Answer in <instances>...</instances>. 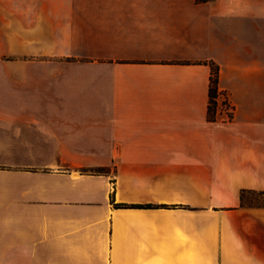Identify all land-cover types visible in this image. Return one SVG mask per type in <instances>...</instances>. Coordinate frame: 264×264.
<instances>
[{
	"label": "crops",
	"instance_id": "obj_1",
	"mask_svg": "<svg viewBox=\"0 0 264 264\" xmlns=\"http://www.w3.org/2000/svg\"><path fill=\"white\" fill-rule=\"evenodd\" d=\"M259 193L264 0H0V264H264Z\"/></svg>",
	"mask_w": 264,
	"mask_h": 264
},
{
	"label": "trees",
	"instance_id": "obj_2",
	"mask_svg": "<svg viewBox=\"0 0 264 264\" xmlns=\"http://www.w3.org/2000/svg\"><path fill=\"white\" fill-rule=\"evenodd\" d=\"M213 0H196L198 3H207ZM212 67V78H211V86L209 90V107H208V118L210 121L214 122L217 120V95H218V82H219V67L211 64ZM98 174L108 173L107 169H97L95 171ZM246 193L243 192L241 195V202L244 203ZM258 198L264 199V193L256 194ZM139 208H152L151 205L147 206H138Z\"/></svg>",
	"mask_w": 264,
	"mask_h": 264
},
{
	"label": "built area",
	"instance_id": "obj_3",
	"mask_svg": "<svg viewBox=\"0 0 264 264\" xmlns=\"http://www.w3.org/2000/svg\"><path fill=\"white\" fill-rule=\"evenodd\" d=\"M217 115L224 117L225 121H230L234 115V107L232 106L229 96L226 93H219L217 95Z\"/></svg>",
	"mask_w": 264,
	"mask_h": 264
}]
</instances>
